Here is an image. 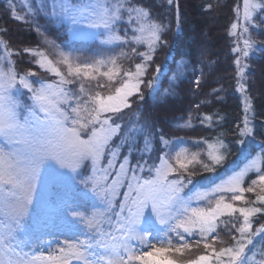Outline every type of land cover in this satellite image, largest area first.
<instances>
[{
    "label": "snow or ice",
    "instance_id": "6c2138e0",
    "mask_svg": "<svg viewBox=\"0 0 264 264\" xmlns=\"http://www.w3.org/2000/svg\"><path fill=\"white\" fill-rule=\"evenodd\" d=\"M232 11L240 115L200 111L223 101L217 81L176 118L210 133L187 139L144 108L206 83L205 62L166 39L179 0H6L37 41L14 46L0 28V264H264V138L247 77L264 0Z\"/></svg>",
    "mask_w": 264,
    "mask_h": 264
},
{
    "label": "trees",
    "instance_id": "16d2710c",
    "mask_svg": "<svg viewBox=\"0 0 264 264\" xmlns=\"http://www.w3.org/2000/svg\"><path fill=\"white\" fill-rule=\"evenodd\" d=\"M154 2L158 5L161 0H154ZM235 3L236 0H179L180 30L176 31L174 24L173 31L167 34L166 39L169 40L170 48L177 58H179L180 52L189 51L194 61H204L203 67L207 75L206 83L197 97H193L187 91H180L176 98L170 99L164 104L154 105L150 100L145 103L146 113H151L157 121V125L166 134L173 133V128H175L173 124L176 123V118L186 113L196 100L208 98L211 89L219 86L217 81L223 84L226 89L225 93L221 94L224 97L223 101L220 103L214 101L211 105L202 107L200 111L213 112L218 109L221 113L226 114L229 121L240 115L239 94L234 91V81L230 79L234 71L232 65L234 57L231 52L233 38L228 35V27L234 19L232 9ZM208 4L213 7L206 9L205 6ZM5 7L6 0H0V28L5 26L8 28L6 38L10 39L17 47L34 45L37 41L36 35L29 32L24 25L16 23L4 15ZM252 36L258 42V46L259 42H264V31L253 32ZM167 52L168 49H164L158 53V63L164 61ZM209 62H214L211 72L208 68ZM248 63L250 64L247 73L249 91L254 97L257 138L260 139L264 138L260 136V133L264 132V51H260ZM166 83L167 81H165ZM189 87L191 85L188 82L181 86L182 89ZM181 132L187 139L207 137L210 134L202 127Z\"/></svg>",
    "mask_w": 264,
    "mask_h": 264
},
{
    "label": "rangeland",
    "instance_id": "374dc122",
    "mask_svg": "<svg viewBox=\"0 0 264 264\" xmlns=\"http://www.w3.org/2000/svg\"><path fill=\"white\" fill-rule=\"evenodd\" d=\"M158 60H159V58H158ZM158 60L156 61L157 63H158ZM42 75H43V74H42ZM173 125H175V123H174ZM181 131H182V130L179 131V130L173 128V133H174L176 136H182V137H184L185 135H183ZM173 133H169V134H168V137L170 138L171 136H175Z\"/></svg>",
    "mask_w": 264,
    "mask_h": 264
}]
</instances>
